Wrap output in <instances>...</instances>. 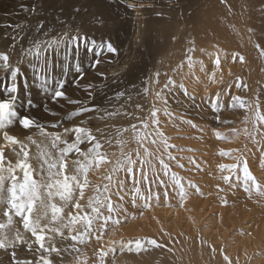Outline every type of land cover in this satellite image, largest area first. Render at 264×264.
Segmentation results:
<instances>
[{
  "label": "bare ground",
  "instance_id": "obj_1",
  "mask_svg": "<svg viewBox=\"0 0 264 264\" xmlns=\"http://www.w3.org/2000/svg\"><path fill=\"white\" fill-rule=\"evenodd\" d=\"M252 1L256 5L258 4L257 7L259 9H264V0ZM28 2L30 6L38 10L28 16L27 24L37 23L38 20L44 21L45 27L50 24V26L46 27L49 30V35H54L63 28L66 29L65 32L69 37L73 36V33L77 34V32L85 35V27H87L86 29L91 30L89 33L90 38L88 39L100 42L102 39L104 40L105 36L114 38L119 36L122 38L120 39L121 41L127 39L128 43L133 42L132 45H129L131 51L134 49L135 44L139 42L136 59L139 58L137 59L138 63L139 60L141 61L137 67L133 68L132 65L128 75L124 76L123 84L121 83L122 85L115 93L124 89H128V92H131L132 84L137 89H141L147 84L148 77L162 68L163 73H161L160 83L153 82V84L147 85L150 90L147 97L134 95L132 101H126L125 98H115L112 101L113 106L110 105L109 108L102 107L101 112L97 115L94 112L93 115L84 114L78 120L73 121L72 126H69L73 127L74 124L80 123L82 127L92 130L88 121H93L96 133L99 128L104 133V138L112 139L111 147L105 144L102 148V151L108 152L110 161L114 162L120 155V147L116 144L117 139L128 141L124 146L125 151H133L137 147L133 140L134 134L131 131L123 132L122 136L118 137L116 135L117 128H129L131 124H136L138 128L143 130L141 120H145L149 123L147 131H153L155 126L151 124L149 119L150 110L153 104L156 107H163L162 103L155 98V92L160 90L167 79L163 75L164 73L172 75L177 83L182 80L188 90L194 92L196 96L195 105H197L193 106L192 101L184 96L182 91L173 92L168 100L170 111L174 112L176 116H183L184 119L192 120L193 123L199 126L196 128L183 123L180 119L169 120L162 112L157 115L161 121L162 131L169 138L168 142L176 145L175 148L167 151H171L178 158L179 163L187 154L192 153L191 157L195 159L199 168L189 162L181 163L184 165L181 168L177 166L176 161H168L167 151L159 143L157 145L147 143L146 147L157 155H162L165 161L170 163L172 171L183 177L185 183L188 180L193 181L200 189L205 191V194L201 195L189 189V196L184 201L183 206L171 195L168 201L165 202L162 194L160 197L161 202L157 204L152 201L148 208L137 209L125 203V207L128 208V212L131 214L129 219L118 226L114 235L111 231L106 232L100 243H97L95 236H93L89 243V249H83L84 243L80 245V242L72 241L70 237L64 239L56 235V247L68 249V251L61 252L59 256L52 253L50 258L53 260V264H83L85 260L87 264H97L99 249L101 247L107 249L109 241L112 239H124L125 242L140 239L145 242L144 247L139 252L130 253L124 251L121 253V256H125V260L121 261L120 264H227V261L224 260L225 255L230 258L232 264H264V262L257 261V258L256 260L253 259L255 251L259 247L258 245H261L264 240V197L256 193L251 198L248 197V194L243 189L242 164L234 170L241 177L239 181L233 173L228 170L222 172L219 168L221 164H237V158L243 156L247 160L251 173L257 177L260 183L264 184V151H262L261 144L253 142L249 136L244 134L245 128H247L249 133L254 132L255 113H246L242 116V109L234 110L230 107V96H238L246 90L244 87L246 82L241 80V77H245L247 72L253 73L255 71L254 75L259 76L264 81V68L260 66V63L251 59L253 53L256 54L257 49H252L250 45L251 41L264 40V30L261 27L258 33L249 31L251 29L250 25H264V14L258 20L253 17L248 19V15L243 12V5L238 6L239 0H110L111 7L103 9L108 21L107 23H101L84 12L75 14L73 12V0H29ZM129 3H139L142 6L133 9L128 7ZM157 10H163V17L155 15ZM115 27L114 31L113 28ZM108 29H111V31ZM2 30L0 28V33ZM23 33L22 39L14 41L13 38H6L0 42V49L8 50L12 54L13 62L11 64L15 65L19 62V66L22 69L26 68L27 63L24 64L26 61L20 60V50L23 46H29L32 38L31 33ZM169 33L176 35L178 38L182 37V39L171 41L172 44L178 43V45L167 44L163 47L158 46L157 35ZM41 34L35 32V36ZM189 41H193L195 47V51L191 54L195 63L191 68L188 66L186 59L187 48L193 46ZM160 44H164L163 35L161 36ZM236 53L245 58L243 62L239 61L238 57L235 60L232 59V56ZM158 55H160V59L156 63L157 69L153 70V65L150 64V61H153ZM217 55L221 58L219 67L214 63ZM182 61L183 67L174 73L173 69H176L177 65ZM115 70L108 71L109 77H112L111 75H113ZM213 72H215V83L211 82L210 79ZM237 83H239V87L236 86ZM218 91L221 93L223 101V106L220 110L213 108L210 100L201 99L206 96L212 97ZM181 101H185L186 104ZM136 103H139L141 108L137 109L135 107ZM187 104L189 108L184 109ZM227 106L232 114L228 113ZM105 108L110 111L122 108L123 111L134 112L136 118L120 115L110 120H101L99 117L104 114L103 109ZM217 111L222 113L220 116L221 120L227 119L234 121V123L220 124L214 115ZM246 116L247 122L245 123ZM259 127L261 132L264 131V123H261ZM232 128H236L240 134L238 136L233 134ZM21 129L19 122L14 120L13 125L6 128L5 131H8L10 135L17 136L27 146L29 162L34 168L38 169L39 167V161L35 159L37 145L51 152L54 157L58 156V148L53 149L51 147V137L37 133L35 138H32V140L36 141L33 144L30 140L23 139L26 138V135ZM217 130L226 138L218 139L215 135ZM46 131L61 133L62 140L71 142L74 139V134L69 139H66L65 137L69 134L64 133L61 129H48ZM259 134H256V139L264 144V138L260 137ZM22 135L24 137H21ZM97 137L101 139L98 133ZM153 138L159 141L158 137ZM4 144L2 133H0V146ZM62 146L63 144L58 145V147ZM12 147L19 151L18 145H10L5 147V155L6 160H12L15 163L16 157L11 154ZM181 149H184V151H181ZM187 149H194L195 151H188ZM221 150L228 154L221 155ZM141 152L143 153L142 149ZM77 158V154L72 158L66 157L69 165L66 170L67 174H75L73 161ZM133 158H135L134 151ZM154 163L156 164L157 172L160 173L158 161H154ZM111 167V164H104L99 169L89 171L88 179L90 185L85 190V198L81 200V204L85 205V211H90L86 206L88 197L96 194V185H103L107 182L104 180V176L110 172ZM18 175H20L19 171ZM120 175L123 178V173ZM149 175L151 177V173ZM222 175H232L231 183H235L240 187L233 188L225 184L220 178ZM34 176L39 179L37 173H34ZM157 179L169 181V177L163 175V173H160ZM217 185L220 187L217 188ZM141 187L144 188L146 185L142 184ZM151 187L154 191L163 193V185L158 187L153 183ZM169 188H171L170 184ZM220 189H224V191L221 192ZM124 194L125 201H128L130 194H127V189H125ZM220 197H225L228 203H222ZM112 199L114 203L119 202L115 196ZM56 202L58 204L62 203L58 198ZM140 203L142 202L137 201V204ZM75 211L73 209V212ZM141 212L143 213L142 215ZM2 216L0 214V222H5L6 219L1 218ZM132 216L135 218H132ZM203 217L208 221L207 224L215 225L214 228H211L212 233L209 238L213 240V243H208V241L204 240L199 230V220ZM215 219L218 222H214ZM235 224H238V231L245 237L239 239L237 245L232 246L227 244L226 237ZM245 224L248 225L247 228L242 227ZM17 229L24 235L25 240L32 242L34 238L29 239L30 233L24 231L22 222L17 217H13V225L4 231L7 232L9 239H12ZM81 229V225L76 226V230ZM76 230L72 234H76ZM151 230L155 232L148 233ZM109 234L112 235L108 236ZM65 236H69L67 230H65ZM152 239L156 240L161 247L146 243V241ZM73 244L79 249V253L83 252L82 255L72 250L71 245ZM47 246L48 243L46 242ZM38 247V244L33 245V249H38ZM116 247L120 248L119 245H115ZM22 248L28 250L26 245L19 243L15 249L20 256L22 255L20 251ZM213 249H215V253H213ZM8 251H12V249ZM2 253L6 254L5 250L0 249V256ZM27 254L28 258H33L36 264L39 256L44 253L29 251ZM112 254L113 252H109V255L104 258L105 264H107L106 260ZM3 256L0 258V264H4L3 259L7 255ZM119 258L120 256L118 255L116 260H119Z\"/></svg>",
  "mask_w": 264,
  "mask_h": 264
},
{
  "label": "snow or ice",
  "instance_id": "obj_2",
  "mask_svg": "<svg viewBox=\"0 0 264 264\" xmlns=\"http://www.w3.org/2000/svg\"><path fill=\"white\" fill-rule=\"evenodd\" d=\"M142 4L139 3H129V8L141 7ZM111 7L110 0H73V12L75 14H80L84 12L89 16L99 20L101 23H107L108 17L106 16L103 9ZM23 11L35 12L37 8L22 9ZM63 11V9H61ZM10 15V13H8ZM157 17H163V10H157L155 12ZM15 28L22 31L21 25H15ZM34 31L36 33H42L39 36H33L28 47H21L20 50V60H27L31 64L34 76V81L40 84L42 90L49 94V98L53 101H59V98H64V100L69 105H78L74 111L67 114L70 117H79L81 114H87L92 111L97 113L101 112V108L98 104H94L92 108H89L85 103L77 100L71 99L66 90V81L62 78L66 74L67 61L69 56L72 54V48L75 47L76 55L79 56V50L81 44L88 52H92L93 49H98L95 53L97 57L94 60L93 67L99 65L102 61L99 59L101 52L116 53L117 48L113 46L110 41H100L97 42L94 39H88L81 36L78 32L76 35L69 37L65 32L60 36H52L51 38L45 39L49 36V30L45 27V23L42 20H38ZM251 32L252 29H249ZM163 35L164 44H160L161 36ZM21 39L23 37H20ZM17 37H13L15 41ZM157 45L160 47L166 46L173 40L182 39L178 38L174 34H158ZM193 44L192 47L187 48V63L191 68L195 61L193 60L192 53L195 51L194 42L189 41ZM257 48L260 47L259 44L256 45ZM64 49L63 60L64 64H60L61 77H56L50 74V68L53 66V60L51 58L52 53L57 55V63L59 62L60 50ZM264 54V49L261 50ZM239 58V61L243 62L244 57L236 53L232 56L235 60ZM10 57L7 53L0 52V69L9 70L8 82L4 87V93L2 98H0V133H2L3 140L5 144L0 146V207H3L2 215L6 217L5 222H0V249L10 252V260L14 261L15 264H32V261L28 260H18L16 259L17 244L26 245L29 251L42 252L39 256V260L36 264H53V260L50 258L52 253L58 256L61 252H67L68 249L58 248L55 245V237L59 235L64 239H70L72 241L86 243L91 241L92 237L95 236V241L100 243L106 232L111 231L114 235L115 230L123 222H126L130 213L128 208L125 207V203L130 204L134 208H148L152 201L159 204L161 194L165 198V202L168 201L170 195L175 197L178 203L183 206L184 201L189 196V189L194 190L196 193L203 195L200 187L191 180L187 183L184 182V178L181 177L177 172L172 171L170 163L166 162L162 155H157L156 153L149 150L146 147L147 143L152 145H157L158 143L163 146L167 151L168 149L175 148L176 145L170 144L168 142L169 138L165 136L161 129V121L158 113L162 112L164 116L168 117L169 120L180 119L183 123L196 128L199 127L197 124L193 123L190 119H184L183 116H176L174 112L170 111L168 106V100L171 98L173 92L182 91L183 95L188 97L193 106L195 105L196 96L194 92H190L181 80L179 83L173 79L172 75L164 73L163 75L167 77L166 81L163 83L159 91L155 92V98L160 101L163 105L162 108L156 107L155 104L152 105L150 110V121L154 127L152 132L147 131L149 128L148 121L141 120L142 129L137 127L136 124H131L129 128H117L116 135L118 137L122 136L123 132L131 131L133 135V140L137 144V147L133 150L135 153V158H133V151H125L124 146L128 141L124 139H117L116 144L120 147V155L115 161L109 160V154L107 151H102L105 144L109 147L112 145L111 138H104V133L98 128L97 133L101 136L98 139L97 135L93 134L92 130L87 127L73 126L65 127L63 129L64 133L74 134V139L69 142L68 140H62L61 133L59 132H47V125L41 124L38 120L31 117L30 114H19L16 109V103L18 100L19 84H18V74L21 73V67L19 62L17 64H11L9 62ZM215 65L219 67L221 63V58L219 55L216 56L214 61ZM183 67V61L177 65L176 69H173L175 73L178 69ZM75 71L82 74L83 69L81 68V62L79 59L75 63ZM99 76H104L103 72L98 73ZM160 71H155L153 75L148 77L147 84L141 89H137L134 84L131 85V92L128 89H124L115 93V98H125L126 101H132L134 95L147 97L149 95V87L147 85L153 84V82L159 84ZM211 82L215 83V72L212 73ZM85 91L88 92V98L94 99L96 93V85L91 83L81 84L80 81H76ZM131 83V82H130ZM239 87V83L236 84ZM107 87V85H105ZM230 87V86H229ZM246 88L247 85L245 84ZM111 100L112 98H108ZM205 101H211V106L217 110H220L223 106V101L221 93L218 91L212 97L201 98ZM28 106L33 107V102L31 99L27 101ZM135 107L137 109L141 108L139 103H136ZM230 107L232 109H251L252 104L246 101L244 98L236 95L230 96ZM103 115L99 117L101 120H110L114 117L123 115L125 117L136 118L134 112L123 111V109L108 110L103 109ZM221 112L217 111L214 113L215 119L220 122V124H230L234 123L231 120H221ZM52 115H56L55 112ZM18 119L19 125L25 129L29 130L36 127L40 130L42 136L51 137V147L53 149L58 148V156L54 157L51 152L46 151L37 145V155L35 159L39 161V167L34 168L29 162V151L27 146L21 142L17 136L10 135L6 128L13 125L14 120ZM255 120L254 132L249 133L247 128L244 129V134L249 136L253 142L261 144L262 151H264V144L260 140L256 139V134L261 133L259 125L264 123V113L260 111V101L257 98L255 102ZM65 122H70L66 119ZM244 122H247V116ZM53 127L60 126L59 123L53 124ZM232 133L239 135V131L236 128L231 129ZM215 135L218 139L226 138L218 130L215 131ZM153 137H158L159 141ZM33 144L36 143L32 140V137H27ZM63 144L62 147L58 145ZM19 146V151L15 147L11 148V154L16 157V162L13 163L12 160H6L5 147L7 146ZM82 146H85L82 148ZM86 148V150H85ZM143 150V153L141 152ZM188 151H195L194 149H187ZM184 151V149H181ZM238 151V150H237ZM77 154L78 158L73 161L75 165V174H67L66 170L69 165L67 163L66 157L71 154ZM221 155H226L224 150H221ZM115 155V154H113ZM168 161H176L177 166L183 168L184 165L179 163L176 156L172 154L171 151H167ZM237 164L219 165L220 170H228L229 172L236 175V179L239 181L241 177L235 173L236 170L242 164V181L243 189L251 198L254 193L264 197V184L257 180L249 170L247 160L243 156L237 158ZM190 164H196L193 157H187ZM154 161H158L160 165V173L169 177V181L158 180L157 176L160 174L157 172L156 164ZM104 164H111L110 172L104 176V180L107 181L103 185L95 186V195L89 196L87 200V208L90 211H85V205L81 204V200L85 198V190L89 188L90 181L88 179V173L92 169H99ZM18 171L20 175H18ZM34 173L39 175V179L35 178ZM121 173H123V178H121ZM151 173V177L149 175ZM225 184L230 187L235 188L237 185L231 183L232 175H222L220 177ZM130 181V186H129ZM155 183L158 187L163 185V193L159 191H154L151 185ZM146 185L142 188L141 185ZM169 184L171 188H169ZM217 188L220 186L217 185ZM125 189H127V194L129 195L128 201H125ZM221 192L224 189H220ZM115 196L119 202L113 201L112 197ZM57 198L62 203L58 204L56 202ZM222 203L227 204L228 201L225 197H220ZM137 201L142 203L137 204ZM67 209V211H66ZM73 209L76 211L73 212ZM143 213L141 212V215ZM13 217H17L22 222L23 229L26 233H30V238L32 242L25 240L24 235L21 234L20 230L17 229L14 238L9 239L7 232L4 231L13 225ZM132 218H135L132 216ZM81 225L82 230H76V226ZM65 230L68 231L69 236H65ZM76 230V234H72ZM46 242L48 246L46 247ZM134 243V248H133ZM144 243L140 239L134 242L129 240L125 242L124 239L120 240H110L109 247L107 249L101 247L98 252L97 264H105V257L109 255V252H115V245L120 246V250L125 249L129 252L135 250L139 252L143 247ZM148 245H155L161 247L157 244V241L152 239L146 241ZM38 244V249H33V245ZM73 251L79 252V249L75 245H71ZM223 251V249H221ZM215 253V249H213ZM238 259V258H237ZM224 260L227 264H232L230 258L225 255ZM83 264H87V261H83Z\"/></svg>",
  "mask_w": 264,
  "mask_h": 264
},
{
  "label": "rangeland",
  "instance_id": "obj_3",
  "mask_svg": "<svg viewBox=\"0 0 264 264\" xmlns=\"http://www.w3.org/2000/svg\"><path fill=\"white\" fill-rule=\"evenodd\" d=\"M29 0H0V28L3 29L2 32L0 33V42L4 41L6 38H13L17 37V39H20V37L23 36V32L25 33H31L32 37L35 36V25L36 23H30L27 24L28 22V16H30L34 12H29V11H23L22 9H30L33 8V6H30L28 4ZM243 5V12L248 15V19L250 17L254 18L255 20H258L259 18H262V15L264 14V9H259L252 0H239L238 6ZM35 8V7H34ZM10 13V15L8 14ZM27 20V21H26ZM21 25L22 31L18 30L15 28V25ZM24 24V26H23ZM50 26L49 25H46ZM25 27V28H23ZM252 32L253 33H258L260 28L264 30V25L262 26H251ZM85 27V35L80 34L83 37L90 38L89 33L91 32L90 29H86ZM114 31L116 29L113 28ZM111 31V29H108ZM66 29L63 28L59 32H57L54 35H49L48 37H45V39L51 38L52 36H60L63 33H65ZM73 35H76L73 33ZM261 36V35H260ZM118 37V38H117ZM116 38L114 37H108L105 36L104 40L105 41H110L113 43V46L117 48L116 53H107V52H101V55L99 56V59L102 61L99 65H96L93 67L94 60L97 58L95 56V53L99 51L98 49H93L92 52H88L87 49L84 48L83 44L80 46L79 50V56L77 57L76 55V49L75 47L72 48V54L69 56L67 63V69H66V74L63 75V79L66 81L65 83V90L68 94V96L77 101H81L85 103L89 108H92L94 104H98L100 108L102 107H107L109 108L110 105L113 106L112 101L115 99V91L119 90L120 85L123 84L124 78L128 75L129 70L131 69L132 65L133 68L137 67V65L140 63L141 60H139V63L136 59V51L139 46V42H137L134 46V49L131 51L129 49V45H132L133 42L128 43L127 39H124L125 41H121V37L117 36ZM106 38V39H105ZM16 39V40H17ZM101 40V39H100ZM103 40V39H102ZM99 42V41H97ZM259 44L260 47L257 48L256 45ZM169 45H178L177 44H172L171 42ZM250 45L252 46V49H257L256 54L253 53L251 56V59L254 62L260 63V66L264 68V54H262L261 50L264 49V40H256V41H251ZM23 47H28V46H23ZM0 52L7 53L10 57V63L13 62V57L12 54L8 50H1ZM63 55H64V49L60 50L59 54V62L57 63V55L56 53H52V60H53V66L50 68V74L56 77H61V68L60 64H64L65 61L63 60ZM90 57V58H89ZM92 57V58H91ZM79 59L81 61V68L83 69V72L86 71L85 73H77L75 71V63L76 60ZM92 59V60H91ZM136 59V60H135ZM160 59V55L156 56L153 61H150V64L153 65V70L157 69V62ZM85 60V61H84ZM87 60V61H86ZM161 60H162V55H161ZM26 68H21V73L18 74V84H19V93H18V100L16 103V109L19 114H30L31 117L35 118L38 120L41 124L47 125L46 130L51 129V130H57L61 129L63 130L65 127H69L73 125V121L78 120L83 116L84 114H81L79 117H68L67 114L71 111H74L75 108L78 105H69L64 98H59V101H53L49 98V94L44 92L42 88L40 87V84L36 81H34L33 76L34 72L32 69L31 64L27 62ZM89 63V64H88ZM134 63V64H133ZM23 64V65H24ZM70 65V66H69ZM21 67V66H20ZM117 69V70H115ZM110 70H115L112 77H109L108 71ZM161 73H163L162 68L159 70ZM10 69L9 70H3L0 69V98H2V95L4 93V87L8 82V75H9ZM103 72L104 76H99L98 73ZM255 71L253 73L247 72L245 77H241V80L246 82V90L242 94H239L238 96L244 98L246 101L250 102L252 104L251 109H242L244 114H250V113H255V102L257 98L260 101V111L264 113V104H263V99H264V81L260 79L259 76L254 75ZM85 75V76H84ZM125 76V77H124ZM162 76V75H161ZM76 81H80L81 84H87L91 83L93 85H96V93L94 99H89L88 98V92L85 91L82 87H80L79 84L76 83ZM122 83V84H121ZM107 85V87H105ZM108 98H112V100H109ZM31 99L33 102V107H29L27 101ZM96 100V101H95ZM99 101V102H98ZM96 102V103H94ZM106 102V103H104ZM182 103L186 104L185 101H181ZM92 103V104H91ZM189 108L188 104L184 106V109ZM192 108V107H191ZM227 111L228 113V106H227ZM55 112L56 115H52V113ZM93 112L95 115L98 113L95 111H92L90 115H93ZM100 113V112H99ZM232 114V113H230ZM66 119H69L70 122H65ZM15 121H18L16 119ZM80 122V121H79ZM89 125L92 128L93 134L97 135L95 131V123L91 120L88 121ZM59 123L60 128L53 127V124ZM108 124V122H107ZM74 126H80V123L74 124ZM63 127V128H61ZM15 129V128H14ZM23 133H25L26 138H23L24 140H28L27 137L31 136L33 139L35 138V134L40 133V130L36 127H33L29 130L21 129ZM261 133H264L262 131ZM33 135V136H32ZM73 134L67 135L65 138L69 139ZM260 137L264 138V136ZM21 137H24L22 135ZM22 139V140H23ZM83 148V146H82ZM162 151V149H160ZM192 154V153H191ZM191 154H187V156L183 159L180 160L181 163L183 162H189L187 160V157H191ZM75 155V153L69 154V158H72ZM194 179V178H193ZM237 188L240 186L237 185ZM203 194H205V191L203 189H200ZM216 205V204H215ZM3 208L1 207L0 214H2ZM1 218H5L2 216ZM218 222L217 219L214 220V222ZM208 221L203 217L202 219L199 220V230L202 233L204 240L208 241V243H213V240L209 239L212 233V229L214 228V224H207ZM211 227H209V226ZM247 224L243 225V228H247ZM238 224H235L230 230L229 233L226 237V242L227 244H231L232 246H235L238 244L239 239H243L245 236L241 234L240 231H238ZM82 230V229H81ZM217 230V229H216ZM215 230V231H216ZM155 231L151 230L148 233H153ZM187 232V231H186ZM146 234V233H145ZM144 234V235H145ZM112 234H109L110 236ZM215 235V233H214ZM107 238V237H106ZM135 241V240H134ZM133 241V242H134ZM89 242H86L83 244L82 248L83 249H89ZM81 245V243H80ZM256 251H255V256H253V259L260 262H264V240L262 241L261 245H258ZM133 248H134V243H133ZM25 249V250H24ZM22 255L20 256L17 254L16 259L21 261L28 260L32 261V264H35V260L33 258H28L26 248L20 249ZM124 251H127L126 249ZM124 251H121L120 248L116 247V251L113 252V254L106 260L107 264H120L121 261L125 260V256H121L120 254L123 253ZM6 254L2 253L0 258L4 257L3 259L4 264H15L14 261L10 260V252L11 251H5ZM9 252V253H7ZM25 252V253H24ZM129 252V251H128ZM137 251L133 250L130 253H135ZM79 253V252H78ZM81 255L83 252H80ZM79 253V254H80ZM27 255V257H26ZM120 256L119 260L117 259V256ZM23 256V257H22ZM7 257V258H6ZM27 258V259H26Z\"/></svg>",
  "mask_w": 264,
  "mask_h": 264
}]
</instances>
